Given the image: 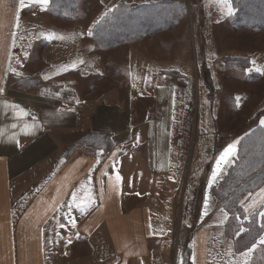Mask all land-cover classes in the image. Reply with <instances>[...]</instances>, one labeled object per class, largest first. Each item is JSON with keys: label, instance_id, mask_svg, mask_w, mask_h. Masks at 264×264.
<instances>
[{"label": "crops", "instance_id": "crops-1", "mask_svg": "<svg viewBox=\"0 0 264 264\" xmlns=\"http://www.w3.org/2000/svg\"><path fill=\"white\" fill-rule=\"evenodd\" d=\"M24 5L0 0V264H167L198 77L189 73L187 90L170 75L182 67L135 48L123 67L102 61L79 13ZM90 132L108 135L109 148L79 141ZM197 212L180 222L183 264L258 259L235 246L222 215Z\"/></svg>", "mask_w": 264, "mask_h": 264}, {"label": "rangeland", "instance_id": "rangeland-1", "mask_svg": "<svg viewBox=\"0 0 264 264\" xmlns=\"http://www.w3.org/2000/svg\"><path fill=\"white\" fill-rule=\"evenodd\" d=\"M74 1V12L79 13L78 18L84 17L81 21L84 22V26L91 24L92 33L93 26L102 15L111 11L118 3L137 5L159 0ZM169 1L179 2L175 12L178 13L177 20L171 27L115 47L99 45L92 38V34L89 41L91 48L100 50L97 53L102 61L106 59L117 66H125L130 58L129 51L133 48L137 49L136 51L142 57L154 56L157 59L166 57L165 61H168L166 63L171 62V66L178 65L185 71L182 74L172 70L170 75L173 82H179L178 85L182 83L179 80L186 78L184 82L187 83L185 85L187 90L189 75L198 77L199 83L196 80V90L192 93L193 101L189 93L187 102L185 100L188 104L185 110L186 119L188 117L190 121L189 116L191 117L192 131L191 135L186 132L187 141L188 135L191 136V146L188 159L185 160L186 163L179 173L183 179L182 193L177 198L176 208L173 210L177 220L179 218L177 222L179 226L175 224L169 249L161 250L165 254L170 253L167 264H183V260H180L181 256L175 255L176 240L180 239L181 234L184 233L180 229V222L185 218L196 220L198 209L201 206L203 208L208 206L210 215H213V219H209V222L222 215L229 224L230 213L223 209L222 201L215 197L216 186L208 187V182L217 160L228 149L230 143L234 146V154L224 164L221 163L217 183L224 177L226 170L234 164L239 139L254 125H264L262 123L264 121V28L237 26L233 2V11L229 15L227 9L221 7L219 0ZM246 2H249V10H252L253 6L262 5L264 0H247ZM155 48H159L162 52L159 54ZM189 121L186 123L188 124ZM199 154H202V157L196 165ZM194 175H196L197 185L193 193V191L190 192L189 185ZM185 185L187 188L184 195ZM262 190H264V183L259 189L243 195L240 199L245 208V218L242 219L244 223L241 229L235 234L236 247L249 243L258 231H262L264 235V215H262L264 192ZM209 191L213 199L211 203L207 202L206 197L210 194ZM186 205H189L188 208ZM202 222L207 224V221ZM228 229L230 228L228 227L227 231ZM245 229H249L248 233L251 234L248 239L247 236L242 235ZM262 240L264 237L259 242L250 244L254 254L261 255L264 252ZM259 255L255 257L259 259ZM258 259L252 264H261L262 261Z\"/></svg>", "mask_w": 264, "mask_h": 264}, {"label": "trees", "instance_id": "trees-1", "mask_svg": "<svg viewBox=\"0 0 264 264\" xmlns=\"http://www.w3.org/2000/svg\"><path fill=\"white\" fill-rule=\"evenodd\" d=\"M247 0H233L235 23L239 27L264 28V2L249 10ZM60 12H73L74 0H52ZM177 1L159 0L147 4L130 5L118 3L99 19L92 28V38L104 47H115L127 41L137 40L146 35L167 29L177 20ZM79 141H84L94 150L107 149L111 138L106 134L90 132ZM235 162L214 188L215 197L222 201L223 209L230 213L229 227L235 234L244 223L245 212L240 199L256 191L264 181V125H254L238 141ZM221 198V199H220ZM249 229L242 231L250 237ZM259 233L251 238L252 244Z\"/></svg>", "mask_w": 264, "mask_h": 264}, {"label": "snow or ice", "instance_id": "snow-or-ice-1", "mask_svg": "<svg viewBox=\"0 0 264 264\" xmlns=\"http://www.w3.org/2000/svg\"><path fill=\"white\" fill-rule=\"evenodd\" d=\"M41 3L47 4L48 0H40ZM219 3L221 5L222 8H226L227 9V14L231 15L232 14V0H219ZM24 0H20V7H24ZM92 33L89 32V35H91ZM259 71V69H257ZM262 123H264V121H262ZM234 154V146L230 145L228 147V149H226V151L220 156V158L217 160L216 162V167L212 172V175L210 177L209 183L211 184L216 176L218 175L219 170L221 169V163L222 162H226L227 159ZM117 181H119L121 179V177L119 175L116 176ZM262 192H264V190H262ZM73 195H75L73 193ZM207 203V202H206ZM262 215H264V213H262ZM74 223V221H73ZM261 243H264V240L261 241Z\"/></svg>", "mask_w": 264, "mask_h": 264}]
</instances>
